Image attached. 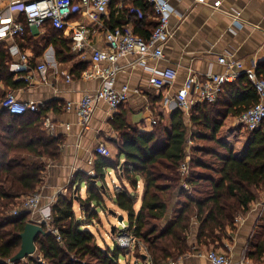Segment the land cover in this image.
Listing matches in <instances>:
<instances>
[{"label":"trees","instance_id":"obj_1","mask_svg":"<svg viewBox=\"0 0 264 264\" xmlns=\"http://www.w3.org/2000/svg\"><path fill=\"white\" fill-rule=\"evenodd\" d=\"M132 4L145 18L148 12L155 15L147 0H132ZM114 15L115 11L111 17L112 30L124 28ZM145 18L139 22V30L134 32L149 39L158 23L151 31L144 30ZM20 21L25 25L20 46L32 50L36 60L44 48L29 35L25 18ZM47 26L45 46L53 45L58 59L68 61L72 53L71 41L63 38V32L51 23ZM143 31L146 36L142 35ZM11 60L8 50L0 46V84L18 89L25 83H13L15 74L9 69ZM83 66V69L88 67L84 63ZM257 73L264 77V61L258 64ZM4 97L0 90V105ZM257 101V93L245 75L226 84L215 103L195 105L189 119L183 110H175L170 118V128L159 124L145 132L128 124L123 115L115 116L113 126L120 136L116 143L117 155L112 158L97 155L95 175L76 172L69 184V195H60L52 206L51 225L59 231L61 241L53 233H46L44 226L46 234L39 235L36 240L37 256L16 263L10 261L20 252L21 234L33 221L32 213L20 210L21 206L43 184L47 166L43 160L60 158L63 140L49 136L43 128L45 114L50 108L41 106L37 112L24 115H11L1 108L0 264H121L120 258L127 252L117 245L103 248L96 235L86 229L101 224L97 208L107 210L106 179L110 169L126 183L116 193V205L128 218L129 227L122 232L132 235L143 245L152 264H166L186 255L191 249L189 241L195 226L197 244L216 245L228 229H234L237 216L246 213L264 190V129L251 134L243 159L235 155L234 148L219 139L226 119L241 117ZM189 141L194 145L190 146ZM188 155L189 173L183 176L181 166ZM121 156L125 158L123 163ZM27 158L36 161L28 162ZM140 181L144 183V193L137 211L135 193ZM83 184L87 197L77 198L83 212V218L79 219L74 211L75 190L79 187V193ZM17 209L19 213L14 215ZM169 217L170 221L163 226ZM258 236L247 257L259 264L264 256V224ZM140 249H134L138 257L144 256Z\"/></svg>","mask_w":264,"mask_h":264},{"label":"crops","instance_id":"obj_2","mask_svg":"<svg viewBox=\"0 0 264 264\" xmlns=\"http://www.w3.org/2000/svg\"><path fill=\"white\" fill-rule=\"evenodd\" d=\"M216 2H220L218 7L215 6ZM169 3L172 7L170 16L172 36L165 45L164 58L162 60L148 59L144 64L138 62V56L120 59L118 62L120 70L116 74L115 88L121 91L124 87H128L129 99L117 110H112L105 102H99L94 110L89 129L82 126L74 107L72 109L69 107L70 104L77 105L85 95L95 93L104 84L103 79H86L84 73L92 67L94 51L104 50L107 47L105 37L106 32L112 30V12L115 11V20L124 28L132 31L139 30L137 26L145 17L140 9L134 7L132 0H111L107 13L101 15L97 21L88 19L76 0L73 13L68 19L69 24L87 26L91 34L86 49L77 51L73 48L70 29L67 27L62 30L63 38L71 41V58L65 62L58 59L57 51L53 45L45 46L47 24L50 23L48 21L38 27L28 26L29 35L44 48L42 55L36 60L32 50L21 48L20 37L15 40L7 38L0 42V46H4L8 50L12 59L9 69L11 73L15 74L13 83L20 81L25 83L18 89L7 87L1 83V92L3 94L13 93L24 102H35L39 108L41 106L50 108L45 114L43 128L49 136L63 140L60 158L56 161L43 160L47 166L43 184L38 190L42 195L40 213L49 205H54L60 195H69V184L76 172L82 171L91 176L95 175L94 162L98 155L96 148L100 143H103L113 153L112 157L117 155L116 143H119L120 136L113 126L115 116L123 115L128 124L137 126L145 132H150L157 126L152 123L156 117L163 118V122H166V126L170 128V118L178 109L175 100L176 94L191 73L195 74L199 80H206L209 74H223L229 70L220 64L219 59L225 57L233 64L231 71L245 76L248 70L257 69L258 64L264 61V0H169ZM0 11L17 17L19 21L23 17L19 7L10 8L7 0H0ZM237 15L240 17L238 18ZM145 21L144 30L150 31L158 23L155 15L149 12ZM142 33L143 36L147 35L145 31ZM14 45L18 46L19 54H13L10 51L11 46ZM23 54L27 57V69L17 71L16 65H23ZM41 63L47 65V82L42 81L37 72V67ZM83 63L88 67L83 69ZM102 66L106 67L108 63H103ZM169 68L177 71V79L161 90L154 88L151 85V78L156 72ZM67 75L72 77L71 81L67 80ZM27 76H32V79L26 82L24 78ZM191 99L194 102L192 108L201 103L197 100L196 95H191ZM186 116L189 119L190 113ZM238 120L240 121V117L227 118L220 134L225 128L228 133L229 131L232 133ZM229 123H232V128L227 127ZM248 134L247 147L243 153L237 152V148L227 140L222 138L220 140L234 148L235 155L243 159L252 139V133L248 132ZM27 161L35 162L36 159L27 158ZM121 161L122 163L125 161L124 156H121ZM110 181L114 192L110 189ZM106 183L108 186L107 196H105L107 210L97 208L101 219V224L98 223V225L103 226L105 223L112 229L117 222L114 223L111 219L114 217L111 215L112 211L118 216H124L125 220L127 219V214L116 205L117 190H121L126 183L120 181L112 169L108 171ZM140 191L143 199V181L139 182L138 190L135 193L137 211L142 205V200L138 204ZM78 197L86 199L85 184L79 193L75 192V198ZM263 202L264 190L260 191L259 198L250 205V209L240 215L243 221L235 224L234 229H228L222 240L216 245L197 244V226H195L190 236V251L173 261L177 264H211L206 254L214 249L232 258L233 264L255 263L247 256L252 247L251 244H255L259 239L258 233L264 224V210L261 208ZM74 211L79 219L83 218L82 208L77 200L74 202ZM40 213L32 216V219H37L36 223L42 216ZM114 219L117 220L115 217ZM114 238L112 240L117 245V240ZM143 254L147 257L138 258L132 249L126 253V257H135L136 264H140L141 260L143 264H152L149 255ZM261 263H264V256Z\"/></svg>","mask_w":264,"mask_h":264},{"label":"built area","instance_id":"obj_3","mask_svg":"<svg viewBox=\"0 0 264 264\" xmlns=\"http://www.w3.org/2000/svg\"><path fill=\"white\" fill-rule=\"evenodd\" d=\"M9 7H19L22 16L25 18L28 26L38 27L44 22H50L52 26L59 31L69 28L71 31V41L74 50L83 51L86 49L90 38V29L87 26H77L69 24V17L73 13V6L76 0H7ZM81 8H83L85 16L91 21L99 20V17L106 14L110 6L111 0H78ZM148 3L153 7L155 16L158 20V26L152 32L149 39H145L137 35L131 29L115 28L106 32L107 47L104 50H96L92 56V67L84 73L86 79H103V86L93 94L85 95L77 105L70 104L69 109L76 110L80 123L85 129H89L94 110L99 102H105L112 110H117L125 104L129 99V88L124 87L121 91L115 88L116 74L120 67L118 62L120 59L128 56H138V62L144 64L148 59L162 60L164 58V48L172 36L170 30V16L172 7L169 0H148ZM220 2H216L218 7ZM239 18L240 15H237ZM25 32V26L18 20L17 17L0 11V42L11 38L15 40L21 37ZM10 51L19 54L18 46H11ZM27 57L22 55V64L16 65V70L21 71L26 68ZM220 64L227 67L229 71L223 74H209L206 80H199L197 76L191 73L185 80L182 88L176 94V103L178 108L189 114L193 99L191 95H196L197 100L201 103H215L220 94L224 91L226 84L234 83L239 73L231 71L233 64L222 57L219 59ZM103 63H108V66H102ZM37 72L42 81L47 82V65L41 63L37 67ZM249 83L255 89L258 101L250 109H248L241 117L240 122L249 133H254L264 129V77L258 75L257 69L253 68L246 72ZM178 77V73L174 69H166L161 72H156L151 78V85L156 89H163L168 84L173 83ZM34 78V77H33ZM32 79V76H27L24 80L27 82ZM72 77L67 75V80L71 81ZM1 107L8 110L11 115H24L27 113H35L39 109V105L32 101H21L15 94L7 93L1 102ZM154 125L158 124V120L154 119ZM264 131V130H263ZM192 145V142H189ZM96 152L103 157L112 158L113 153L103 144L100 143ZM190 156L188 155L185 163L181 166L183 176L189 173ZM188 188V185L184 183ZM42 195L37 192L28 196L21 206L20 210L31 212L32 215L40 213ZM52 204L42 211V216L38 223H44L48 227V232L56 235L61 241L60 233L51 223L53 220ZM264 210V202L261 204ZM19 213V209L14 211V215ZM243 221L242 216H237L235 224ZM127 230L126 224H120ZM47 229V228H46ZM118 246L129 252L136 247L144 249L143 245L138 242L132 235L122 233L118 238ZM206 257L211 264H233L232 258L228 255L219 253L212 249L207 252ZM166 264H177L173 260H169ZM258 264V263H251ZM264 264V263H259Z\"/></svg>","mask_w":264,"mask_h":264},{"label":"rangeland","instance_id":"obj_4","mask_svg":"<svg viewBox=\"0 0 264 264\" xmlns=\"http://www.w3.org/2000/svg\"><path fill=\"white\" fill-rule=\"evenodd\" d=\"M4 95H6V94H4ZM155 119L158 120L157 125H159V124L166 125V122H163V118L156 117ZM164 121H165V119H164ZM229 126L232 128L233 127L232 123H229V125H227V127H229ZM233 128H234V130L232 133H231V131H229V133H228L227 128H225V130H223L222 134L219 135V139L222 138L223 140H227L231 145H233V146H235V148H237L236 149L237 152L243 153V151L247 147L249 134L246 131V129L244 128L243 124L239 120L236 121L235 126ZM199 143L206 144L202 141H199ZM193 145H194V143H193ZM190 146H192V145H190ZM110 189L112 192H114V187H113L111 181H110ZM117 191L120 192L121 190H117ZM259 195H260V193H259ZM139 196H140V200H139L138 204H140V202L142 200V192L141 191L139 192ZM32 216H31V219L33 218ZM111 219L114 223L117 221L116 224L114 225L118 230L117 233H113L112 229H110L108 225H105V223L103 224V226H99L98 224H95L94 226H90L89 228L88 227L86 228L87 230H89L90 232H93L96 235L98 243L103 248H105V246H109L110 248H114V246L116 244H114V241L112 240V238L115 237L114 239L117 240V243H118V238L123 233V232H119V231H123L124 228L119 224L118 220L114 219V217H112ZM170 219H171V217L167 218L166 221L163 223V226H165L170 221ZM32 220L35 222L37 219L35 218V220L34 219H32ZM125 223L127 224V227H128V218L125 220ZM46 228L48 230V227H46ZM117 246H118V244H117ZM140 251H141V253H146L148 255V253L145 251V248L140 249ZM37 254H38V251H37ZM37 254L35 256H37ZM135 256L138 257L137 255H135ZM138 258H140V257H138ZM136 262H137V259L133 256L131 258H127L126 255L125 256L123 255L120 258L121 264H129V263L130 264H136ZM140 264H143L142 260L140 261Z\"/></svg>","mask_w":264,"mask_h":264},{"label":"water","instance_id":"obj_5","mask_svg":"<svg viewBox=\"0 0 264 264\" xmlns=\"http://www.w3.org/2000/svg\"><path fill=\"white\" fill-rule=\"evenodd\" d=\"M123 166L120 168L122 170ZM79 187L76 188L75 192L78 193ZM77 200V198H76ZM111 214L117 218L120 224L124 223V216L117 215L115 212H111ZM44 223H36L34 221L29 222L25 231L21 234L22 239V247L20 252L10 261L11 263H16L22 260H25L28 257L34 256L37 254L36 240L41 234H46L44 230ZM113 233H115V227L112 228ZM147 257V256H144Z\"/></svg>","mask_w":264,"mask_h":264}]
</instances>
